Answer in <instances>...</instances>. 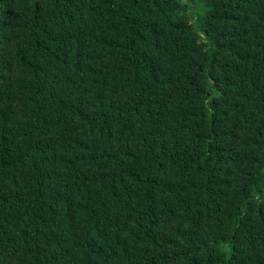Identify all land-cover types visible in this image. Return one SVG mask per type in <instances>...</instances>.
Wrapping results in <instances>:
<instances>
[{"label":"trees","instance_id":"trees-1","mask_svg":"<svg viewBox=\"0 0 264 264\" xmlns=\"http://www.w3.org/2000/svg\"><path fill=\"white\" fill-rule=\"evenodd\" d=\"M0 264H264V0H0Z\"/></svg>","mask_w":264,"mask_h":264}]
</instances>
